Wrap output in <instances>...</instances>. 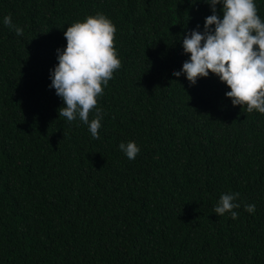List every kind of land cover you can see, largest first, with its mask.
I'll return each mask as SVG.
<instances>
[{
	"label": "trees",
	"instance_id": "trees-1",
	"mask_svg": "<svg viewBox=\"0 0 264 264\" xmlns=\"http://www.w3.org/2000/svg\"><path fill=\"white\" fill-rule=\"evenodd\" d=\"M97 12L121 67L93 139L58 115L49 70L66 27ZM209 14L203 0H0V264H264V114L211 73L172 75ZM225 192L239 193L235 219L214 213Z\"/></svg>",
	"mask_w": 264,
	"mask_h": 264
},
{
	"label": "clouds",
	"instance_id": "clouds-1",
	"mask_svg": "<svg viewBox=\"0 0 264 264\" xmlns=\"http://www.w3.org/2000/svg\"><path fill=\"white\" fill-rule=\"evenodd\" d=\"M210 13L199 25L183 34L181 47L187 59L172 75H183L189 85L198 78L215 75L229 89L224 93L233 106L245 105L246 111L264 114V19L258 15L255 0H203ZM220 5L218 15L216 6ZM2 23L17 36L23 28L12 22L10 14ZM116 27L103 13L86 16L66 27L64 47L55 50L57 63L49 70L50 88L62 100L58 115L68 122L78 119L87 126L93 139L99 138L102 113L96 107L98 97L112 79L121 61L114 48ZM255 46V47H254ZM95 115L89 119V112ZM119 150L128 162L134 161L139 150L131 142H120ZM239 193H221L214 206L216 215L226 212L235 219L233 209ZM248 213L254 204H244Z\"/></svg>",
	"mask_w": 264,
	"mask_h": 264
},
{
	"label": "bare ground",
	"instance_id": "bare-ground-1",
	"mask_svg": "<svg viewBox=\"0 0 264 264\" xmlns=\"http://www.w3.org/2000/svg\"><path fill=\"white\" fill-rule=\"evenodd\" d=\"M94 13V12H93Z\"/></svg>",
	"mask_w": 264,
	"mask_h": 264
}]
</instances>
